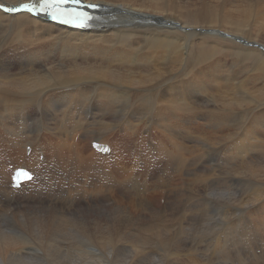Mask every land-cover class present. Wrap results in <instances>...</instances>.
<instances>
[{"label":"bare ground","instance_id":"obj_1","mask_svg":"<svg viewBox=\"0 0 264 264\" xmlns=\"http://www.w3.org/2000/svg\"><path fill=\"white\" fill-rule=\"evenodd\" d=\"M1 1L14 6L28 0ZM85 1L102 6L86 31L0 9V264H119L124 248L125 264H145L141 255L153 229L164 254L152 264H174L170 258L179 249L171 247L178 242L167 238L168 226L177 239L186 230L194 233L196 218L188 211L195 188L188 186L192 198L181 213V199L176 208L171 201V209L150 210L154 194L147 182L139 197H131L134 172L123 145L139 125L153 121L168 167L176 162L182 172L196 170L202 155L194 144L204 136L222 165L254 178L247 196L221 184L209 189L216 205L236 210L215 216L216 223L206 215L204 231L205 220L196 221L199 239L212 237L226 248L260 239L264 247L256 226L255 235L246 236L242 223H231L239 210L264 216V0ZM96 140L109 144L111 153L96 152ZM8 162L35 177L13 189ZM118 184L128 196L117 192ZM257 218L247 220L260 222L264 232V217ZM233 235L237 239L228 242Z\"/></svg>","mask_w":264,"mask_h":264},{"label":"rangeland","instance_id":"obj_2","mask_svg":"<svg viewBox=\"0 0 264 264\" xmlns=\"http://www.w3.org/2000/svg\"><path fill=\"white\" fill-rule=\"evenodd\" d=\"M222 32H225L223 30H220ZM223 36H227L229 37L230 35L227 34V33H224ZM231 70V69H230ZM153 116L150 115L149 118H152ZM140 123L142 122H138L136 121L135 124L136 125H139ZM144 124V123H142ZM147 124V125H146ZM145 125L141 126L139 125L138 128L136 129V135H132L130 136L131 138L128 140V144H126V142L123 144L124 147H126V153L127 155H129V160H130V167L132 169V171L134 172L133 175V186L136 187V188H133L132 186V189H131V197L133 195L134 198L136 197H139V195H137V191L140 189V187H144V184L147 182V187L149 188V186L152 188H149L150 189V195L151 194H154V195H151L149 196V198L151 197V200L153 199V204L155 202L156 205H153L152 204V207L150 208V210L154 211V210H160V211H164L166 206L169 207V203H172L171 201H173L174 204V207L176 208V203L181 199L183 200L181 202L180 200V204L178 205L179 208H177L178 210V213L182 212V206L183 204L190 198L192 197H189L188 196V190L189 187H194L195 188V195H194V198L191 199V201H193V205H192V209H190L189 214L192 215V217L196 218V221H199V220H205L202 222L201 225H203V228L202 231H204L206 225H207V216H210V223H216L217 219H213L215 218V216H225L227 215V213H232L236 210V206H233L229 211L225 206L221 205V204H217L216 205V197L210 193H208L209 189L212 190V187H218L220 184L223 185V186H231L232 189H236V191H238V196H241L240 195V192L243 193L244 196H247L249 195L251 192H252V186H255V181H254V178L252 176H248V175H245L243 174V176L239 175V174H234L232 173V171L230 170V167L229 165H222V162H220L219 160V157L214 153V151L212 150V148L208 145V142H206L207 145H202V144H205V142L203 143V138L200 137L199 139H196L198 142L202 141L201 143L195 141V144L197 147V149L199 150V154L202 155V157H200L199 159V165H197V168H195L196 170H192V172H182L180 169H179V165L172 162L169 164V167L166 165V162L164 161L165 159H163L161 157V153H160V148L161 145H159V142H158V138L161 136L160 135L159 137H156L157 139H155V136L157 135V132L155 131V122H148L146 123ZM123 123L120 124V127L118 129H120L122 127ZM143 127V128H142ZM154 129V131H153ZM219 129L216 128V131L218 132ZM144 132H145V135H144ZM156 132V133H155ZM220 132V130H219ZM159 133V132H158ZM209 133V131H208ZM156 134V135H155ZM205 135V134H204ZM137 136V137H136ZM207 138H208V135H205ZM147 137V138H146ZM133 138V139H132ZM161 138V137H160ZM91 138L88 139V143H90V140ZM137 139V141L135 140ZM201 139V140H200ZM206 139V138H205ZM131 140V141H130ZM134 142V143H133ZM192 141L188 142V145L191 143ZM118 143H123L121 142V139L118 141ZM158 143V144H157ZM134 144V145H133ZM90 145V144H89ZM133 145V146H132ZM193 143H191L189 146H192ZM144 146V147H142ZM203 146V147H201ZM140 147V148H139ZM207 147H208V150H207ZM201 148V150H200ZM129 149V150H128ZM140 149V150H139ZM157 151L159 152V156L157 155ZM202 151V152H201ZM140 152V153H139ZM139 154V155H138ZM205 155V156H204ZM142 156V157H141ZM127 158V157H126ZM141 158V159H140ZM139 159V160H138ZM143 159V160H142ZM152 159V160H150ZM138 161V163H137ZM147 161V162H146ZM151 161V162H150ZM158 161V162H157ZM160 161V163H159ZM134 162V163H133ZM164 162V163H163ZM187 162H189V159L187 158ZM204 162V163H203ZM149 163V166L147 167ZM162 163V164H161ZM214 163V164H213ZM151 164V165H150ZM166 165V168L168 167V169L164 168L165 165ZM155 165V166H154ZM157 165V166H156ZM161 165V166H160ZM178 165V166H177ZM135 166V167H134ZM154 166V167H152ZM163 166V168H162ZM175 166V167H174ZM218 168V169H217ZM136 169V170H135ZM139 169V170H137ZM159 169V170H158ZM161 169V170H160ZM165 171H164V170ZM222 169V170H221ZM135 170V171H134ZM152 170V171H151ZM198 170V171H197ZM149 173H148V172ZM151 171V173H150ZM162 171V172H161ZM177 171V172H176ZM146 172V173H144ZM176 172V173H174ZM179 172V173H178ZM182 172V173H181ZM93 172L91 171V174ZM138 173V174H136ZM153 174H155V178L153 176ZM176 174V175H175ZM179 174V175H178ZM191 174V175H190ZM137 175V176H136ZM138 175L141 176L138 178ZM162 175V176H160ZM168 175V176H167ZM179 178H178V176ZM182 175V176H181ZM238 175V176H237ZM144 176V177H143ZM152 176V177H151ZM159 176V177H158ZM174 176V177H172ZM247 178H246V177ZM159 181H156L157 178ZM172 177V178H170ZM250 177V178H248ZM136 178V179H135ZM162 178V180H161ZM187 178V179H185ZM252 178V179H251ZM146 181H145V180ZM153 179V180H152ZM172 179V180H171ZM175 179V180H174ZM197 179V180H196ZM138 180V181H137ZM141 180V182H140ZM155 180V181H154ZM169 180V181H168ZM171 180V181H170ZM177 180V183H175ZM154 181V182H153ZM164 181V182H163ZM168 181V182H167ZM232 181V182H231ZM151 184H148L150 183ZM162 182V184H161ZM135 183V184H134ZM136 183H139V184H136ZM158 183V184H157ZM174 183V185H173ZM179 183V184H178ZM211 183V184H210ZM214 183V184H213ZM233 183V185H232ZM236 183V184H235ZM55 184H57L59 186V182H55ZM123 183L121 182V186H124L122 185ZM143 184V186L141 185ZM168 184V185H167ZM187 184V185H186ZM229 184V185H228ZM238 184V185H237ZM57 185L54 186V190L55 192L58 191L57 190ZM65 185L68 186V179H65ZM152 185L154 187H152ZM167 185V186H166ZM179 185V186H178ZM192 185V186H191ZM245 185V186H243ZM120 186V184H118V190L117 192H122L121 194H125L126 196H128L127 194V191H125L124 189H122ZM138 186V187H137ZM146 186V184H145ZM157 186V187H156ZM166 186V188H165ZM189 186V187H188ZM125 187V186H124ZM177 187V188H176ZM234 187V188H233ZM236 187V188H235ZM126 188V187H125ZM156 188V189H154ZM165 188V189H164ZM173 188V191L171 190ZM160 189V191H159ZM162 189V190H161ZM242 189V190H241ZM122 190V191H121ZM152 190V191H151ZM170 190L172 191V193H174L172 195V193H170ZM198 190V191H197ZM156 191V192H155ZM248 191V192H247ZM162 193V196L159 194V193ZM183 194V195H182ZM137 195V196H136ZM177 195V196H176ZM156 196V197H155ZM159 196V197H157ZM172 196V197H171ZM175 196V197H174ZM187 196V197H186ZM55 197V196H54ZM155 198V199H154ZM170 198V199H169ZM183 198V199H182ZM187 198V199H186ZM198 198V199H197ZM172 199V200H171ZM176 199V200H175ZM179 199V200H178ZM184 199H186L184 201ZM157 200V201H156ZM195 203V205H194ZM161 204V205H160ZM144 206V205H143ZM155 206V207H154ZM157 206V207H156ZM160 206V208L158 207ZM163 208H162V207ZM196 208H195V207ZM155 209H154V208ZM171 209V206L169 207ZM169 208L167 209V211H169ZM174 208V210H175ZM181 209V210H180ZM222 209V210H221ZM228 211H227V210ZM191 210L193 211L191 213ZM197 210V211H195ZM171 211V210H170ZM201 211V212H199ZM226 213H225V212ZM241 211V212H240ZM196 212V213H195ZM242 210H239V212L237 213L238 217L235 216V217H232V224L236 225H239L242 223V231L244 232V234L247 236H253L255 235L254 233V229L253 227L256 226L257 229L259 230V232L263 233L264 232L261 230L262 227H261V223L258 222L256 225L254 224L253 222V225L251 226L252 222L250 223L249 220L251 218H257V219H260V218H263V217H260L259 216H254V214L252 216H243L242 215ZM143 213V212H142ZM146 213L147 215H149L150 213L149 212H144ZM195 213V214H194ZM197 213H201V214H198ZM189 215V216H190ZM196 215V216H194ZM241 215V216H240ZM256 215V214H255ZM95 216H90V218H94ZM128 217V216H127ZM145 217V216H144ZM152 216H146L144 220H146L147 218H150L151 219ZM98 218L95 217L94 219ZM247 218L249 220H247ZM100 219H104V216H100L97 220H100ZM237 219V220H236ZM243 219V220H242ZM245 220V221H244ZM195 221V222H196ZM212 221V222H211ZM219 221V220H218ZM226 221V220H225ZM236 221V222H235ZM243 221V222H242ZM247 221V222H246ZM103 222V221H102ZM194 222V233H192V231L190 230H186L184 231V233H182L181 235V238H179V233L178 234V239H177V231L175 229V227H172V225H170L169 223H167V226L169 228V232L170 234L168 233L167 235V238L170 239L171 241H175V242H178V243H174L173 246L171 247L174 251L177 249L178 250V256L176 255V257L174 256V260H173V257L172 259L170 258V260L174 263V264H187L186 262H183V260L185 261H188L189 264H191L192 262H199L200 264L201 263H207V264H237V263H243V262H247V263H255V264H264V257L261 258L260 255L262 254V256H264V247H263V244L261 243L262 240L258 239V240H254V244L252 246H247V245H240L238 247H235V248H226V245L224 246H219V245H216L215 243H212V237H207V236H200V239H199V235L201 233V230L198 228H195V223ZM205 222V223H204ZM239 222V224H238ZM245 222V223H244ZM151 223V222H150ZM248 223V224H247ZM244 224V225H243ZM250 224V226H249ZM198 225V223H197ZM246 225V226H245ZM185 226H187L185 224ZM250 229H248V228ZM261 229H260V228ZM252 228V229H251ZM157 231L153 229V232H150L148 233V235H146L148 238H149V245L147 246V248L142 252V255H141V259L142 261L145 262V264H152L153 262L157 261L160 257L162 258L164 252L161 251L162 248L160 247L159 244V241L161 240L159 237H157L154 233ZM241 231V232H242ZM251 231V232H250ZM187 232H191V234H189L187 236ZM198 234H196V233ZM212 234V232H210ZM248 233V234H247ZM250 233H252L250 235ZM194 234V235H193ZM171 235V236H170ZM173 235V236H172ZM186 235V236H185ZM196 235V236H195ZM170 237V238H169ZM69 238H70V235H69ZM197 238V239H196ZM205 238V239H204ZM237 238L235 237L234 238V235L231 236V239L230 241L228 242H231V241H234L236 240ZM183 240V241H182ZM189 240V241H188ZM195 240V241H194ZM198 240V241H197ZM256 241V242H255ZM188 242V243H187ZM128 243L125 239V241H123L122 245H128L126 244ZM259 246H258V244ZM188 244V245H187ZM198 244V245H197ZM158 245V246H157ZM197 246V247H196ZM199 246V247H198ZM216 246V247H215ZM256 246V247H255ZM261 246V247H260ZM150 247V248H149ZM195 247V248H194ZM210 247V248H209ZM215 249H214V248ZM260 247V249H259ZM205 248V249H204ZM217 248H222V250L225 252L228 253V249H230L232 252L230 253V256H226L224 254V252L222 250H219ZM125 249V248H124ZM124 249H120L119 250V256H118V260H119V264H125V262H130L129 261V258H126L125 255H124ZM192 251H191V250ZM204 249V250H203ZM255 249V250H254ZM148 250V251H147ZM157 250V251H156ZM194 250V251H193ZM256 251V252H255ZM181 252V253H180ZM196 252V253H195ZM223 252V253H222ZM262 252V253H261ZM146 253V255H145ZM160 253V254H159ZM185 253V254H184ZM202 253V254H201ZM204 253V254H203ZM237 253V254H236ZM259 255V257H257V254ZM181 254V255H180ZM209 254V255H208ZM244 254V255H243ZM160 256V257H159ZM179 257V259H178ZM191 257V258H190ZM221 257V258H220ZM126 258V260H125ZM258 258V259H257ZM176 259V260H175ZM182 259V261H181ZM262 259V260H261ZM192 260V262L190 261ZM206 260V261H205ZM232 260V261H231ZM254 260V261H253ZM169 261V260H168ZM176 261V263H175ZM211 261V263H208V262ZM228 261V262H227ZM231 261V262H230ZM257 261V262H256ZM224 262V263H223ZM230 262V263H229ZM263 262V263H262ZM194 264V263H192Z\"/></svg>","mask_w":264,"mask_h":264},{"label":"snow or ice","instance_id":"obj_3","mask_svg":"<svg viewBox=\"0 0 264 264\" xmlns=\"http://www.w3.org/2000/svg\"><path fill=\"white\" fill-rule=\"evenodd\" d=\"M98 7L96 4L84 3V0H41L40 4L22 3L18 7H5L0 4V9L9 13H16L26 11L33 14L44 13L50 15L52 20L60 21L64 24H72L77 28L86 26L84 21L91 19L89 13L84 9H93ZM23 175L26 179H32L28 172L20 170L16 176L13 177L14 186L19 187L18 177ZM227 196V194H225Z\"/></svg>","mask_w":264,"mask_h":264}]
</instances>
